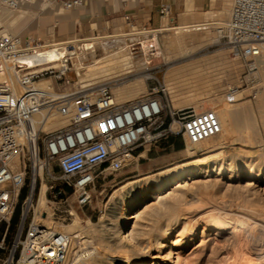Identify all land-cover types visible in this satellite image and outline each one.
<instances>
[{"label":"built area","instance_id":"built-area-1","mask_svg":"<svg viewBox=\"0 0 264 264\" xmlns=\"http://www.w3.org/2000/svg\"><path fill=\"white\" fill-rule=\"evenodd\" d=\"M45 1L50 0H0V15L3 10L15 11ZM52 1L65 9L82 3ZM159 13L168 16L169 5L162 4ZM127 26L134 24L128 21ZM214 30L216 43L244 64L240 83L226 86L224 100H236L242 87L249 90L250 98H256L261 92L256 72H264V0H230L226 21ZM43 43L31 35L4 31L0 23L1 248L11 217L20 209L2 264H73L81 253L73 248V240L79 244L83 239L81 234L55 231L33 218L28 220L43 183L48 202L68 207L74 203L81 208L92 200L96 177L124 168L139 147L177 135L198 143L221 131L211 108H174L163 77L152 74L144 92L122 101L115 98L112 87L124 77L107 78L92 88L66 89L75 81L67 78L71 57L61 56L57 66L47 64L41 56H34ZM66 46L74 47L71 43ZM41 78H50L55 85L44 99L34 87ZM56 115L66 117L67 122L45 130L44 124ZM64 212L72 216L71 210Z\"/></svg>","mask_w":264,"mask_h":264},{"label":"rangeland","instance_id":"rangeland-1","mask_svg":"<svg viewBox=\"0 0 264 264\" xmlns=\"http://www.w3.org/2000/svg\"><path fill=\"white\" fill-rule=\"evenodd\" d=\"M50 1L51 3L42 10H40V4L42 2L32 4L35 8L31 9H34L36 15L34 18H24V23L21 26H4L2 24L3 28L5 29L6 27V29L11 33L34 36L35 38L41 40V42L61 38L59 35L61 26L55 20V14L58 9H62V6L58 2H54L52 0ZM229 3L230 0H227V9H229ZM50 7H52V9H49ZM19 9L15 11H4V13L11 15L13 18L17 15ZM71 10L72 9L63 8L62 11L64 13H69ZM166 18L167 19H165L163 26H174L177 24L169 17L166 16ZM211 18L222 20L226 19V17L220 14ZM131 27L134 29H143V26H139L137 24H134V27H123L120 24L118 25V28L113 30V32H116L119 29L131 32ZM146 29L151 28L146 27ZM68 31L69 33L65 34V36L67 35L70 38L72 37V33L78 30L75 29V25L72 24ZM103 33L105 34L106 31H103ZM172 33L173 30H162L156 32V39L150 42L151 45L149 48L151 49V52H154V54L158 56V63L144 67L143 57L137 53L136 59L134 60V69L131 72H127L124 75L116 77H124L123 81H125L138 75H146L143 79V85L140 86L141 93L145 91V86L149 82L147 79L149 74L155 75L157 78H162L164 77L166 70L172 66H180L184 69L183 71L187 73L186 76L179 77L178 80H181L184 77H192L190 80L198 79L197 81L199 83V81H202V78L205 77L206 86L204 87L207 88V94L205 95V98H202L199 101L198 99L194 100V103L197 102L196 104H202V109H213L216 112V115L218 114L221 116L226 130L221 137L218 135L216 137V135H214L199 143L201 146L209 145L215 141L214 137H216L218 141H227L229 146L226 147V149L224 148L226 152L219 156L224 169L222 170V173L220 171L219 174H216L215 171L210 172V170L205 168V171L200 172L198 176L185 180V185H188L187 187L185 186L186 189L184 188L186 198L183 197L184 199L181 201L182 203L174 209L175 211L173 216H170L167 212H162L159 216H155L156 214H153L154 212L151 211L152 207L155 208L163 206V204L168 200V196H166L167 198L163 197V200L162 198L159 199L160 201L157 199H151L149 196H145L140 199L137 207L140 210L141 216L139 215L136 217L135 222L136 225L139 223L137 227L145 226V233L141 236L135 237V241L137 242L133 246H131L132 244L130 242H122L123 244L125 243L124 247L127 249L131 248L129 251V257L135 262L145 261L148 263L150 261V257L157 254L158 257L154 260H156L158 264H244L243 262L246 260V255L254 256L256 255L257 250L262 251L260 253L261 257L264 255V243H262L264 242V72H256L257 81L261 83V92L256 98H250L248 96L249 90L242 87L241 89L243 90L236 96V100L226 102L223 98L225 88L228 85L240 83V77H242L244 73L243 61L238 57H234L230 50L225 49L216 43L215 40L217 38V34L213 28L211 30L204 29L200 31H193L192 33H180L178 34L181 36L179 40H182L181 38H183V41L178 40L172 45H168L166 38L171 35H177L176 33ZM49 34H52L54 38L46 39ZM163 36L166 38L164 39ZM129 38L132 37L119 36L117 38H113V42H111V44L113 47L130 45L126 48L129 49V47H132L134 51H138V46L134 45L137 41L134 42V40H129ZM212 38L214 39L212 43L195 50L200 42L203 43ZM176 42L179 44L176 45ZM71 44H73L74 47L69 49H75L77 47L74 43ZM185 48H188L190 53L180 56V53ZM168 50L170 53L167 52ZM77 51L79 52L80 49H77ZM100 51V46L96 45L95 52L100 53ZM166 54L172 55L174 58L172 60L165 61L164 56ZM85 56H87V60L91 57L90 53H86ZM76 60V58L72 57L71 68L73 66V61L75 62ZM200 67L204 68L203 72L206 71V73L198 74V72L200 73L202 71L199 69ZM96 75H98V73ZM112 77L110 75H106L101 78H95L90 82H93L92 85L95 86L99 82ZM67 78L69 80H78L75 77L73 68L67 72ZM183 82V80L177 82V92L185 90V86L181 84ZM204 87L202 84H198L196 91L202 93ZM71 88L84 89L87 88V86L83 87L81 84L74 82L72 83ZM196 97L199 98L202 97V95L199 94ZM188 98V96H182L176 101L186 100ZM181 104L179 103L178 107L192 106L195 110H201L194 104ZM187 144L188 143H186V139L184 137L177 135L159 140L153 145H144L139 147L135 150L133 155L134 157L129 158L130 161L124 168L116 172L105 171L96 177L94 187L92 188V200L90 204L81 208L77 207L74 203L71 204V207H68L66 203L47 202V206L51 212L49 218L53 225H58L60 223V225H66L72 221L74 215L72 214V216H67L64 212L66 209L73 211L81 220L80 225L82 230L80 229V234L86 236L81 239L79 244L78 242L74 244L75 250L77 251L80 249L81 253L74 258L73 264H76L79 259H84L85 264H93V261H95L98 257L120 259V256H118L120 253L117 252V250L111 245L112 242L119 239V235H113V233L111 234L115 240L112 239L109 241L110 246L109 242L104 241L105 239L103 237H105L106 231L104 232V230L100 229L102 227L100 225L102 223L100 222L101 216L105 217L109 207L118 199L123 191L129 189L131 185L144 181L145 178L143 177L171 167L177 163H184L200 157L199 154L189 156L185 151V146ZM142 151L145 152V155L143 154L141 156L140 153ZM226 163L231 165L229 170L227 169L228 166H226ZM211 167L212 166L209 168ZM250 170L256 172L257 177L249 180L248 172ZM127 180H135V182L123 189H118L113 195V198H110L113 190L117 189L122 181ZM247 182H250V184L246 185ZM68 201L71 203V197L68 198ZM161 201H163V203H161ZM183 202L185 203L183 204ZM130 209H133V206ZM210 210L213 211L212 214H227L228 217L230 216L231 219L233 218V222L238 220V218L241 219L242 217H246L248 220H254L256 226L252 227L253 229L250 226H247L246 228L248 230L243 228L241 234L238 235L239 237H236V244L233 246L231 251L230 248L228 250L223 246L217 247L216 244L213 243L215 242L213 241L214 238L218 237V240L221 242L224 241V238H227L226 232L228 230L224 229L215 231L210 227V222L208 221L210 215H212L210 213L212 211ZM43 212H46L47 215L46 210ZM33 215L34 212L31 210L28 214V220L31 218L34 219ZM160 215L162 217H160ZM41 216L45 217L44 215ZM62 218H64V220H62ZM87 218L90 219L92 224H84L83 220ZM19 219L20 209L18 208V211L15 214V221L12 226L9 225L4 236L3 248L0 247V264H2V260L11 246ZM174 219L176 221H174ZM34 220L36 221V219ZM134 220L135 219H133V221ZM168 220H172V222L168 226L167 231L160 234L159 243L163 241L164 244L165 241L169 242L166 243V247L164 246L165 248L163 246L159 247L161 244L158 243L155 245V243H152L154 242L152 239H154L155 233L160 232L158 228L164 226ZM105 222H107V220H103V223ZM83 229H85V231ZM99 229L101 231H99ZM52 230H54L53 227ZM2 232L3 230L0 229V236ZM85 232H88V235L91 234V237H87ZM102 233L105 235L103 234L100 239ZM184 239L187 240V243L185 244L182 243ZM98 243H100V245ZM240 243H242V245ZM138 245H140V248H138ZM141 247H143L144 251H142L143 249H141ZM234 249L236 251H233ZM261 259L262 264H264V257Z\"/></svg>","mask_w":264,"mask_h":264},{"label":"bare ground","instance_id":"bare-ground-1","mask_svg":"<svg viewBox=\"0 0 264 264\" xmlns=\"http://www.w3.org/2000/svg\"><path fill=\"white\" fill-rule=\"evenodd\" d=\"M50 3H51L50 1L42 2L40 4V7L44 8ZM62 9H63V7H62ZM4 11H10V10H3L1 15L4 13ZM226 19L222 20V19L211 18L209 20L206 19V21H202V23L199 21L200 23H189V24L186 23V24H179V25H174V26L165 25V26H162L160 28H154V29H146V28L134 29L131 27V32L130 31L129 32L128 31H126V32H123V31L118 32L117 31V32L113 33L112 35H103V36L92 35V36L84 38V39H80L79 37H70V38L67 37V38H58V39L55 38V40H48V41L45 40L41 48L35 49L34 56L37 58L41 56L43 58V60L45 62H47V64H51L53 66H57V63H58L57 60L61 56H68V57H71V59H72V57L76 58L77 60L75 62L73 61L72 68L76 70V72L78 74V77H77L78 80L74 81V82L81 84V86H83V87L87 86L89 88H92V87H94L92 85L93 82H90V81L94 80L95 78H99V77L101 78V77L106 76V75H110L111 77L112 76L116 77V76L124 75L127 72H131L134 69V64H135L134 60L136 59L137 53L142 55L144 67L145 66L146 67L151 66V65L158 63L159 62L158 56L156 54H154V52H151V49L149 48V46L151 45L150 42H152L153 40L156 39L155 38L156 32H159L162 30H173L172 34L176 33L177 35H173V36L167 35L168 37L167 38L165 37L167 44L172 45L173 43H175V41L179 40V38L181 36H179L178 34H180V33H183V32L184 33L185 32L192 33L193 31H200V30H204V29H210L211 30L212 28L214 29L215 25L223 24L226 21ZM4 31L9 32L6 28L4 29ZM119 36H125V37L131 36L132 38H129V40H134V42L137 41L136 43H134V45L138 46L137 47L138 51H134L132 47H129V49H127L126 47L130 46V45H126V46L121 45V46H114L113 47V45L111 44V42H113L112 41L113 38H117ZM163 38H164V36H163ZM181 39L182 40H179V41H183V38H181ZM209 40L206 42H203V43L198 41L200 43L198 44V46L196 47L195 50L200 49L203 46L208 45L214 41L213 38L209 39ZM216 40H217V38H216ZM68 43H74L77 47L75 49H68L66 46ZM178 44L176 42V45H178ZM96 45L100 46V48H101L100 53L95 52V46ZM180 45L183 46L182 44H180ZM77 49H80V51L78 52ZM169 49H170V47H169ZM185 49H187V50H185ZM185 49L184 50L182 49L183 51L180 53V56H184V55L190 53V50H188V48H185ZM225 49H228V48L225 47ZM167 52L170 53L169 50ZM86 53H88V54L90 53V55H91V57L88 58V60L86 58L87 56H85ZM173 58L174 57L172 55L166 54L164 56L165 61L172 60ZM199 69L202 71L200 73L197 71L198 74L206 73V71L203 72L204 68L200 67ZM183 70L184 69L180 66H172V67H169L164 74V77H163L164 83H165V86L167 88L168 94H170L171 104L174 108H176V107L180 108V107H178L179 103L180 104L182 103L185 105L194 104L197 107H199L200 109H202L203 105L202 104H196L197 102L194 103V100L198 99V101H199L200 99L205 98V95L207 94V88L204 87V86H206V79H205V77H203L202 81H199V83H198V81H197L198 79H191L190 80V78H192V77H190V78L184 77L181 79L184 81L181 84H183L185 86L184 87L185 90L177 92V90H176L177 85H178L177 82L181 81V80H178L179 77H183V76L187 75V73H185ZM97 73H98V75H96ZM145 77H146V75H138L136 77H133L131 79H127L121 83L114 85L112 87V90H113L115 98L118 101H122V100L130 99V98H134V97L138 96L141 93L140 86L143 85V79ZM74 82H70L67 85L68 88H71L72 83H74ZM198 84H202V86L204 87L202 93L196 91ZM34 87L36 88V90H40L41 97L43 99L47 97V95L50 91L55 89V85L50 78H41V79L37 80L34 83ZM199 94H201L202 97L197 98L196 96ZM182 96H185V97L188 96L189 98L186 100L184 99L181 101H176L178 98H181ZM217 117H218L220 124H221V131L218 134H216V137H217V135L219 137H221L224 134V131L226 129L224 127L223 120H222L221 116L217 114ZM66 122H67L66 117H61V116L56 115V116L51 117L44 124L43 128L45 130H52L54 128H57V127L64 125ZM216 137H214L215 141L213 143L206 145V146H201V144L199 142L198 143H190V142L186 141V143L190 144V145L187 144L185 146V151L188 153V155L194 156V154H199L200 157H198L194 160H191V161L184 162V163H177L171 167H168V168L160 170L156 173H152L150 175H147V176L143 177V178H145L144 181H142L141 183L135 184V185H131L129 189H127L126 191H123L120 194L118 199L116 201H114V203L107 210L105 217L101 216V219L99 218L100 222H102L100 224L102 226L100 229L104 230V232L106 231V233H105L106 235L104 233H102L100 236V239L102 238V236L104 234L105 235V237H103L105 239L104 241L109 242L110 240L113 239L114 234L119 235L118 236L119 239L118 240L113 239L115 241L112 242L111 245L113 246V248H115L117 250V252L120 253V255H118V256H120V259L119 258L118 259H115V258L110 259V257H108V258L98 257L95 261H93V264H158L157 261L154 260L155 258L157 259V257H158L157 254L152 255L150 257V261L148 263H146L145 261H138V262L132 261L131 260L132 258L129 257V251L131 250V248L127 249L126 247H124L125 243L123 244V242L126 241V242H130L132 244L131 246H133L137 242V241H135V237L141 236L145 233V228H144L145 226L144 227L143 226L137 227V225L139 223L136 225V222H135L136 217H138L140 215V210L137 207V205L139 204V200L144 198L145 196H149L151 199H157V200L162 198V200H163V197L168 196V198L166 197L168 200L163 204V206H159V207H155V208L152 207L151 211L154 212L153 214H156L155 216H157V215L159 216V214H161L162 212H167L168 214H170V216H173L174 211H175L174 209L182 203L181 201L184 199L183 197H185V191H184V188L186 186L185 180L191 179L194 176H198L200 172L205 171V168L210 170V172L215 171L216 174H219L220 171L222 173L224 166H223L222 162H220L221 158H219V156L222 155L224 152H226L225 149L229 145H228L227 141H218V139ZM144 153L145 152L142 151L140 153V155L142 156ZM226 164H227L226 166H228L227 169L229 170L231 168V165L229 163H226ZM210 166H212V167L209 168ZM248 176H249L248 179L250 180L252 178L257 177V174L253 170H250L248 172ZM133 182H135V180L122 181L120 183L119 187L117 189L113 190L110 198H113V195L115 194V192H117L118 189L119 190L123 189L126 186H129L130 184H132ZM247 184H250V182H247L246 185ZM44 188H45V186L43 183L41 185V188H40L39 196L33 205V212H34L33 216H34V219H36V222H38L42 225H45L51 229L53 227L55 231L71 232V233L80 234L81 233V231H80L81 220L78 216L75 215V213L73 211H71V213L74 215V217L72 218V221L70 223H68L66 225H60L61 223L58 225H53L51 223V220L49 218V215L51 214V212L49 210V207L47 206L48 201L44 197V193H43ZM186 201H187V199H186ZM161 203H163V201H161ZM184 203L185 202H183V204ZM132 206H133V209H130ZM184 209H185V207H184ZM229 209H231V208H229ZM44 210L47 211V215L45 217L40 215L41 212H43ZM212 210H210V211H212ZM179 212H180V209H179ZM210 213L212 214L213 211ZM165 215H166V213H165ZM160 217H162V216L160 215ZM196 217H198V216H196ZM155 218H157V217H155ZM203 218H205V217H203ZM133 219H135V220L133 221ZM205 219H207V218H205ZM232 219L230 218V216L228 217L227 214L222 215L219 213V214L210 215L209 220H208L210 222V224H209L210 227L212 229H214L215 231L216 230H224V229L228 230L226 232L227 238L226 239L224 238V241L221 242L220 240L217 239L218 237L214 238V240L213 239L212 240L215 241L213 243H215L217 247L223 246V247L227 248L228 250L230 248V251L232 250L233 246L236 244L235 243L236 237L239 234H241L243 228L248 230L246 228L247 226H250L251 228L256 226L254 220H248L246 217H242L241 219L238 218V220H236L234 222L232 221ZM103 220H107V222L103 223ZM174 221H176V220L174 219ZM83 222L85 225L92 224V222L90 221L89 218L84 219ZM171 222H172V220L171 221L168 220V222L166 224H164V226L158 228V230L160 231L159 233L158 232L155 233V231H154L155 237L152 236V237H154V239H152L154 242H152V243H155V245L159 243V236H161L160 234H162L163 232L165 233L167 231L168 226L170 225ZM153 224H155V223H153ZM100 229H99V231H101ZM202 229H203V226H202ZM83 230L85 231V229H83ZM94 230H95V228H94ZM84 231H82V232H84ZM94 232H96V231H94ZM112 233H113V235H111ZM247 233H245V234H247ZM146 235H148V234H146ZM84 236H86V235H83L81 237L84 238ZM95 236H97V235H95ZM87 237L90 238L91 234L90 235L87 234ZM240 237H241V235H240ZM89 238H87V239H89ZM89 240H87V241H89ZM84 241H86V240H84ZM99 241H101V240H99ZM163 242L159 243V244H161L159 247H162V246L166 247V243H168L169 241L168 242L165 241V244ZM75 243H76V240H73V244H75ZM100 243H98V244L100 245ZM182 243L183 244L187 243V240L184 239V241ZM242 243H240V244L242 245ZM262 243H264V242H262ZM238 244H239V242H238ZM74 246L75 245H73V248H75ZM109 246H110V242H109ZM138 246H139L138 248H140V245H138ZM144 246H146V245H144ZM148 246H150V245H148ZM152 246H153V244H152ZM143 247H141V249H143ZM238 247H239V245H238ZM247 248H249V247H247ZM248 250H250V249H248ZM142 251H144V249ZM215 251H216V249H215ZM233 251H236V250L234 249ZM257 251H256V255H254V256L246 255V260L243 263L244 264H262L261 258L264 257V255H262V257H261L260 253L262 251H258V252ZM111 256H116V255H111ZM159 257H160V255H159ZM76 264H85L84 259H79Z\"/></svg>","mask_w":264,"mask_h":264},{"label":"crops","instance_id":"crops-1","mask_svg":"<svg viewBox=\"0 0 264 264\" xmlns=\"http://www.w3.org/2000/svg\"><path fill=\"white\" fill-rule=\"evenodd\" d=\"M162 4L169 5L167 17L177 23L175 25L202 23L206 19L216 17L217 14L227 18L229 11L227 0H82L81 5L72 8L69 13L58 9L55 20L61 26L59 32L61 38L68 37L65 34L69 33L68 29L72 24L78 30L72 33V37L79 38H87L95 35V32L104 30L106 33H115L113 30L118 28V25L127 26L128 21L154 29L162 27L167 19L166 16H161L159 13ZM31 8H35V6L21 7L13 18L4 13L0 16V23L4 26H21L24 23V18L35 17L36 12ZM44 8L40 7V10ZM119 30L117 31L119 32ZM120 31L126 32L125 30ZM48 38H54V36L49 34L46 39Z\"/></svg>","mask_w":264,"mask_h":264},{"label":"trees","instance_id":"trees-1","mask_svg":"<svg viewBox=\"0 0 264 264\" xmlns=\"http://www.w3.org/2000/svg\"><path fill=\"white\" fill-rule=\"evenodd\" d=\"M17 211H18V208L15 209V211H14L12 217H11V220H10V225H11V226H12V224H13L14 221H15V214L17 213Z\"/></svg>","mask_w":264,"mask_h":264}]
</instances>
